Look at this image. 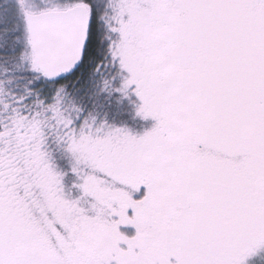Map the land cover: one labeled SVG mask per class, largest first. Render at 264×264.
<instances>
[{
  "label": "snow or ice",
  "instance_id": "6c2138e0",
  "mask_svg": "<svg viewBox=\"0 0 264 264\" xmlns=\"http://www.w3.org/2000/svg\"><path fill=\"white\" fill-rule=\"evenodd\" d=\"M0 264H264V0H0Z\"/></svg>",
  "mask_w": 264,
  "mask_h": 264
}]
</instances>
